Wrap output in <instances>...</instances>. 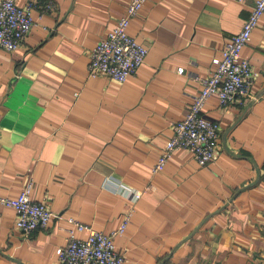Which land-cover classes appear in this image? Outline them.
Returning a JSON list of instances; mask_svg holds the SVG:
<instances>
[{"label": "crops", "instance_id": "0c3cea01", "mask_svg": "<svg viewBox=\"0 0 264 264\" xmlns=\"http://www.w3.org/2000/svg\"><path fill=\"white\" fill-rule=\"evenodd\" d=\"M54 1L53 12L34 9L15 51L0 46V196L33 180L31 197L58 216L25 234L0 205V264H62L70 217L110 233L130 206L116 238L123 264H264V16L242 50L250 91L205 106L219 125L214 160L179 149L153 172L201 90L196 77L216 68L256 0H146L129 32L149 52L124 83L90 77L87 64L131 0ZM120 183L142 197L132 203Z\"/></svg>", "mask_w": 264, "mask_h": 264}, {"label": "built area", "instance_id": "2783aa9c", "mask_svg": "<svg viewBox=\"0 0 264 264\" xmlns=\"http://www.w3.org/2000/svg\"><path fill=\"white\" fill-rule=\"evenodd\" d=\"M243 2L245 0H239ZM146 0H131L126 13L118 19L92 49L87 64L90 77L106 75L114 81L124 83L135 75L145 62L148 47L129 32L132 19L136 17ZM40 15L56 9L54 0H27L23 5L18 0H0V46L15 51L36 24L34 9ZM264 16V0H256L251 13L239 33L227 40L220 55L214 59L216 68L206 77L197 76L200 92L194 97L184 119L174 126V134L153 167V172L162 171L176 150L190 151L197 161L208 164L215 158L219 139V125L204 115L205 106L212 95H217L222 106L229 105L239 95L247 94L253 84L255 72L251 61L242 55V50L252 38V33ZM179 73L182 68L177 69ZM34 181L30 180L23 191L15 197L0 196V205L16 211V226L25 234L48 226L58 216L45 201L31 197ZM119 187L132 202L139 200L143 191L124 183ZM147 189H151L148 187ZM134 207L124 214L120 225L110 233L99 231L91 225L70 217L73 224L68 229L67 243L57 249L62 264H123L125 255L118 250L116 238L124 235L132 221ZM83 232L84 237H79Z\"/></svg>", "mask_w": 264, "mask_h": 264}]
</instances>
